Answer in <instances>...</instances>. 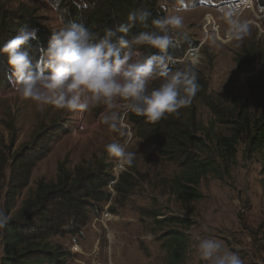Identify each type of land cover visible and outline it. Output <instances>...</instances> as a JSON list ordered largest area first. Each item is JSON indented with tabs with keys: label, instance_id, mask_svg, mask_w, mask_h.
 Segmentation results:
<instances>
[{
	"label": "rangeland",
	"instance_id": "374dc122",
	"mask_svg": "<svg viewBox=\"0 0 264 264\" xmlns=\"http://www.w3.org/2000/svg\"><path fill=\"white\" fill-rule=\"evenodd\" d=\"M0 1L8 10L28 12L51 33L69 19L65 0ZM235 3L240 18L250 22V34L239 46L227 39V25L218 11L223 0H185L182 8L176 0L163 3L166 14L183 17L182 34L196 43L195 48L187 47L179 64L194 67L198 83L207 87V93L195 96L179 114L211 151L209 134L231 138L239 126L236 122L242 121L240 115L255 122L264 111V0ZM6 82L0 81V162L7 165L0 173L1 207L13 184L10 165L29 155L34 164L27 185L15 195L10 219L40 182L57 183L61 168L72 172L100 161L110 165L111 173L116 159L105 152L106 144L117 143L136 152L133 165L124 167L114 198L91 212L81 234L52 238V246L64 255L65 264H169L168 238L162 236L176 225L161 223L168 217L192 223L182 229L189 244L182 264H204L196 255L197 237L223 242L226 248L238 251L245 264H264V149L247 154L245 135L237 138L235 158L216 160L214 172L201 179L196 189L202 198L183 202L176 184L182 169L160 154L157 140L136 138L128 112L119 113L116 130L105 125L94 128L102 106L83 113L52 106L37 110L16 97L13 86ZM105 212L113 217L108 230L95 223Z\"/></svg>",
	"mask_w": 264,
	"mask_h": 264
},
{
	"label": "clouds",
	"instance_id": "9594fccd",
	"mask_svg": "<svg viewBox=\"0 0 264 264\" xmlns=\"http://www.w3.org/2000/svg\"><path fill=\"white\" fill-rule=\"evenodd\" d=\"M73 3L81 7L77 0ZM176 4L182 8L185 0H176ZM218 11L227 25L228 41H236L239 46L250 34V22L240 18L235 0H223ZM150 17L147 10L131 11L127 24L107 28L100 37L84 25L68 21L50 34L46 46L39 43L35 50L31 41H39V29L20 28L16 36L0 45L14 95L34 104L37 110L52 106L83 113L102 106L94 128L105 125L116 130L121 111L143 117L146 124L179 115L200 87L194 67L178 66L179 60L170 52L182 45L183 17L172 13ZM134 26L142 30L128 38ZM105 152L121 169L132 166L136 157V152L126 151L117 143L106 144ZM9 220L10 216L0 210V230ZM196 239V255L204 264H245L238 251L226 248L223 242Z\"/></svg>",
	"mask_w": 264,
	"mask_h": 264
},
{
	"label": "trees",
	"instance_id": "16d2710c",
	"mask_svg": "<svg viewBox=\"0 0 264 264\" xmlns=\"http://www.w3.org/2000/svg\"><path fill=\"white\" fill-rule=\"evenodd\" d=\"M77 3H81L80 8L76 7L73 0H65V14L69 19H64L63 23L75 21L98 37L103 36L107 28L127 24V16L131 11L147 10L151 13L150 19L166 15L164 0H77ZM84 4L87 6L84 7ZM261 4L264 6V3ZM24 26L39 29L37 33L39 41H31L32 50H35L39 43L47 45L51 32L40 27L37 18L32 17L28 12L20 14L8 10L0 1V45L11 40ZM140 30L142 29L139 27H132L128 38ZM183 37L180 48L170 49L177 60L185 55L187 47L190 49L196 47V43H192L187 36L183 35ZM182 65L183 63L178 66ZM7 73V59L5 56H0V81H7ZM199 86L196 97L205 96L207 87L202 86L201 83ZM239 117L242 121L236 122L239 126L231 138L208 135V143L213 148L211 151L205 139L195 135L192 130L193 125L184 121L181 114L169 115L155 124H146L143 117L128 114L136 138L144 141L157 140L160 154L177 163L182 169L183 173L176 184L183 202L202 198L196 189L201 179L214 172L216 160L235 158L237 138L240 135H245L248 139L247 154L264 149V111L255 122L246 115ZM220 148L224 152L220 151ZM30 157V155L21 156L18 159L19 164L15 163V159L12 166L10 165L11 178L14 179L11 190L8 189L5 195L4 207H1L0 191V210H5L8 215L14 208L15 195L27 185L31 176L34 164H31ZM4 166L7 165L0 162V173L6 168ZM110 171V165L105 166L99 161L94 165L78 167L72 172L61 168L57 183L40 182L35 193L23 201L14 217L9 220L5 228L0 230V264H65L64 255L53 248L52 238L81 234L82 229L90 221L91 212L98 211L100 203H107L110 200V194L106 191L108 183L113 179ZM262 172L264 174V160ZM119 191L120 189L117 188V192ZM166 222L176 225L162 236L168 238L169 264H182L189 248L187 236L182 229H188L192 223L179 217H168L161 223Z\"/></svg>",
	"mask_w": 264,
	"mask_h": 264
},
{
	"label": "built area",
	"instance_id": "2783aa9c",
	"mask_svg": "<svg viewBox=\"0 0 264 264\" xmlns=\"http://www.w3.org/2000/svg\"><path fill=\"white\" fill-rule=\"evenodd\" d=\"M209 23V22H208ZM80 129H84L83 126H80ZM124 171V168L121 169L117 166V161H115V166L113 167V172L112 175L114 177L113 181H111L108 185H107V191L108 193L111 194V200L114 198L115 196V185L118 183L119 181V177L122 174V172ZM113 217L112 215H110V213L105 212L102 214V216L98 219H95V223L99 224L100 226H102L104 229L108 230V224L110 222H112Z\"/></svg>",
	"mask_w": 264,
	"mask_h": 264
},
{
	"label": "bare ground",
	"instance_id": "6f19581e",
	"mask_svg": "<svg viewBox=\"0 0 264 264\" xmlns=\"http://www.w3.org/2000/svg\"><path fill=\"white\" fill-rule=\"evenodd\" d=\"M249 1H251V0H249ZM215 30H216V27H215ZM216 31H218V29Z\"/></svg>",
	"mask_w": 264,
	"mask_h": 264
}]
</instances>
